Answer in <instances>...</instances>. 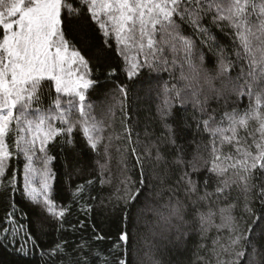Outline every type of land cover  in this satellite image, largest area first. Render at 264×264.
Segmentation results:
<instances>
[{"label": "trees", "instance_id": "trees-1", "mask_svg": "<svg viewBox=\"0 0 264 264\" xmlns=\"http://www.w3.org/2000/svg\"><path fill=\"white\" fill-rule=\"evenodd\" d=\"M261 2L264 0H256L258 5ZM224 3L226 6L227 0ZM75 6L81 8L78 17L66 19L62 12L63 28L67 38L75 41V46L88 60L90 79L99 82L85 92V103L91 105L90 109L86 107L90 113L88 119L94 118L100 125V131L93 133L100 139L95 148L87 142L78 98L70 96L68 99L77 107L69 121L58 120L55 124L56 129L71 126L72 132L53 137L45 145L44 152L52 175L50 196L58 205V211L67 210L61 219L48 214L43 204L34 206L27 197L25 168L28 159L18 154L17 130L11 125L5 142L12 155L5 175L0 178V185H3L0 187V264H85V261L106 264L103 257L109 258L107 264H118V260L124 258L125 248L127 264H229L235 260L236 252L243 249L250 254L254 247L256 259L264 264V172L254 170L245 191V182L239 179L244 173L239 167H228L241 158L236 150L238 145L235 141L221 145L222 136L214 137L205 130L203 123L209 120V129H227L230 123L226 113L235 109L243 114L255 108L256 95L249 96L248 89L243 87L248 79V59L243 55L237 57V51L242 53V48L240 41L233 39L235 30L227 22H222L220 27L212 25L209 15L202 25L209 27L208 35L215 37V41L201 45L200 40L205 37L193 36L197 43L194 60L201 51L205 57L200 79L202 88L196 98L200 103H196L191 91L185 90L176 97L173 89V85L183 88L186 84L179 79L183 52L172 53L166 48L169 63L165 65L154 61L147 46L143 50L135 46L137 64L142 66L129 76L130 63L125 48L117 42L114 32L105 36L87 9L81 4ZM251 19L253 25L258 23L255 15ZM182 27L184 35L192 36L187 25ZM144 43L146 45V41ZM209 46L214 51H209ZM221 47L225 63L229 65L223 74L219 57L215 55ZM183 72L189 75L187 64ZM242 72L245 75L241 77ZM205 75L214 78L213 89L205 84ZM253 91L255 93V89ZM38 94V103L29 109L30 117L56 110L57 99L62 104L67 100L56 92L54 81L48 78L41 81ZM165 100L171 102L172 114L162 119ZM260 111L264 112V106ZM166 125L173 129L179 152L176 146L168 143ZM236 127L239 147L243 149L251 144L249 132L258 127V122L250 120L247 130ZM223 135L231 136L232 133L227 131ZM214 143L222 158L217 163L228 167L222 176L209 171ZM157 146L167 163L156 160ZM178 155L182 156L183 164L173 163ZM228 155L233 159L223 158ZM137 156L140 163H137ZM193 166L199 171L193 172ZM185 172L197 182V193L186 192L188 186L181 180ZM223 180L230 185L224 194L226 199L224 195L219 198L215 195V189ZM137 189L140 190L137 200H130ZM205 191L213 195L206 201H199L198 197ZM192 201L197 203L194 205ZM177 203L181 212L172 215L171 207ZM209 209L215 215L211 224L202 225L197 211L207 213ZM220 209L234 218L233 230L216 227L222 223ZM9 213L17 225L27 226L30 221L39 223L38 229L35 223L30 229L35 243L25 238L27 227L16 234L4 232L5 228L12 227L8 223ZM257 216L261 217L260 227L253 229L249 242L245 239L247 230ZM125 230L131 236L128 245L118 241ZM98 235L104 239L97 240ZM236 237H240V242L232 245ZM61 243L64 252L54 253L52 249ZM82 244L84 246L80 247ZM117 244L120 247H116ZM21 246L24 251L20 250ZM97 252L99 256L95 255ZM248 260L246 256L242 264H248Z\"/></svg>", "mask_w": 264, "mask_h": 264}, {"label": "snow or ice", "instance_id": "snow-or-ice-1", "mask_svg": "<svg viewBox=\"0 0 264 264\" xmlns=\"http://www.w3.org/2000/svg\"><path fill=\"white\" fill-rule=\"evenodd\" d=\"M81 4L86 8L91 16V19L99 25L105 36L109 35V28L115 33L117 42L125 47L129 45L136 46L143 50L145 46L150 50L154 61L160 64H168L169 61L165 56L166 48L172 53L183 52L181 63L180 80L186 81L183 88H176V97H180L185 90L191 91V94L196 103H200L196 99L201 91L200 79L203 70L204 54L201 51L196 56L197 43L193 36H203L200 40L201 45L209 44V41H215V37L208 35L209 27L202 25L205 17L211 16L210 23L220 27L222 22H227V25L234 29L233 39L240 41L242 53L237 51V57L243 55L248 59V72L246 73L247 80L243 87L248 89V95H256V105L254 109L246 111L243 114H238L237 110L225 115L229 119L230 127L227 129L217 127L209 129V120H205L204 127L215 137L221 135V145L224 143H235L238 145L237 152L241 153V158L236 159L234 163L229 165L233 169L239 167L244 175H239V179L245 182V191L249 185L247 181L253 174L254 170L264 172V112L260 109L262 101H264V2L259 5L256 0H227L225 6L224 0H0V176L5 175L8 167V160L12 153L6 144V137L10 134L13 121H15L17 130L16 148L18 154H23L29 161L33 159L36 152V140L39 136V151L46 152L45 145L47 142L58 135H66L72 132V127L66 129H56L47 124V130H41L45 126L46 121L53 119L60 121H69L70 113L75 107L72 100L68 101V106L65 107L59 99L55 101V108L58 110L55 116L42 115L38 117V121L34 122L28 118L29 109L34 103H38V86L41 81L48 78L55 81V89L57 93H65L68 96L78 98L79 113L83 119V134L87 138V142L93 147H96L99 136H93L94 132L100 131V125L94 118L88 119L90 113L86 111L91 108V105L86 106L85 92L95 87L99 82L85 78L88 69V60L82 55L81 51L75 46V41L67 38L64 31L62 12L66 19H72L73 16H79L81 8L75 5ZM256 16L257 24L253 25L252 17ZM101 17H105L102 19ZM187 25L191 29L192 36L183 34V27ZM157 36L160 37L157 40ZM146 41V45L145 42ZM254 41L256 42L254 44ZM209 51L214 49L209 46ZM219 57V65L221 74H223L228 64L225 63V53L223 47L215 52ZM198 61V62H197ZM147 62V59L146 61ZM173 60V63H176ZM187 64L189 75L183 72V66ZM69 66H74L77 69L83 68L84 74L81 75L77 71V79L70 81L66 77L71 76ZM142 65L131 63L129 68V76L136 73L137 69ZM245 74L242 72L241 77ZM241 77H238L241 78ZM204 82L209 89L214 88L213 77L204 76ZM249 81H251L249 83ZM255 89V93L254 90ZM124 92V89L121 88ZM166 91H169L166 89ZM126 95V93H124ZM171 102L165 100L164 107L161 109L162 119L172 114ZM203 110V109H202ZM18 112L19 115H16ZM211 119V118H210ZM250 120L258 122V127L254 131L249 132L251 144L241 149L240 139L237 137V125L247 130ZM23 125L24 127H21ZM169 131L168 143L176 146L173 129L170 125H166ZM27 129L28 132L35 130L36 135L31 139H26L19 135ZM230 131L231 136L223 135L224 132ZM258 133V136H257ZM177 151L179 152V146ZM254 148L255 151L252 149ZM135 153V149L132 150ZM213 159L212 167L209 169L211 173L218 176L224 175L228 171V167H222L220 163L221 155L219 149L213 144L212 148ZM156 160L167 163L164 155L157 146ZM224 159L232 160L233 157L228 155ZM251 161V162H249ZM140 157L137 156V163H140ZM48 161H44L45 174L42 177V183L39 190L31 187L32 180L30 177L35 171L30 166L26 165L25 190L27 197L34 206L43 204L47 213L53 217L63 218L66 214V209L61 208L57 211L56 205L50 196L51 185L48 183L47 177L50 175L47 171ZM173 163L183 164L184 160L181 155H178ZM193 172L199 171L195 166ZM187 184V193H197V182L192 180L189 173L185 172L181 177ZM207 179L204 181L207 188ZM143 183V180L141 181ZM3 187V185H0ZM230 187L227 180L220 182V185L215 189V195L219 198L226 193V189ZM264 192V190H262ZM140 190L137 189L129 199L137 200ZM213 193L205 191L203 196H199V201H206ZM226 199L227 196L224 195ZM264 198V195H262ZM128 203V200L125 201ZM195 205L197 201H192ZM181 212L179 203L171 207V214L178 215ZM226 210L220 209L221 225L216 226L228 227L229 230L234 223V218L228 214ZM201 224H211L212 217L215 215L211 209L207 213L197 211ZM12 213H9L8 223L12 225L11 229L5 228L4 232L11 231L13 234L19 232L21 228H26V239H33L31 228L33 221H30L27 226L23 224L17 225L11 219ZM127 219V215H125ZM261 217L257 216L253 225L247 230L245 239L251 242L253 237V229L260 227ZM35 227H40L39 223H35ZM264 232V228H262ZM97 240H103L104 237L98 235ZM131 236L125 230L118 237V241L123 245L130 243ZM240 242V237L232 240V245ZM33 243L35 240L33 239ZM215 243V242H214ZM84 245H80L83 247ZM116 247H120L119 244ZM21 251H24L21 246ZM52 251L56 254L64 252V245L56 244ZM227 251V249H225ZM257 249L254 247L252 253H247L241 250L235 253V260L229 264H242L246 256L249 257L248 264H262L256 259ZM95 255L99 256L97 252ZM108 257H103V260L108 261ZM85 264H89L85 261ZM118 264H127V249L124 250V258L118 260Z\"/></svg>", "mask_w": 264, "mask_h": 264}, {"label": "rangeland", "instance_id": "rangeland-1", "mask_svg": "<svg viewBox=\"0 0 264 264\" xmlns=\"http://www.w3.org/2000/svg\"><path fill=\"white\" fill-rule=\"evenodd\" d=\"M101 18L104 19L105 17H101ZM109 32H113V31L111 30V28H109ZM114 34H115V33H114ZM121 47L125 48L124 52H125V54L127 55V58H128V60H129V63H130V64H131V63H137V58H138V57H137V55L135 54V53H136V52H135V49H134L135 46L129 45L128 47H125L123 44H121ZM69 69H70V71H71L72 74H71V76L66 77V79H69L70 81H74V80L77 79V75H76L77 71H79V73H80L81 75H83L84 72H85V70H84L82 67L79 68V69H77V68L74 67V66H69ZM85 78L90 79L88 69H87V75H86ZM54 83H55V81H54ZM61 95H62L63 100L67 99L65 102H63L64 106L67 107V106H68V101L71 100V99H68V98H70V96L66 95V94L63 93V92H61ZM64 98H65V99H64ZM73 104H74V103H73ZM75 107H77V104L75 105ZM75 107H73L71 113L74 112ZM78 108H79V106H78ZM57 111H58L57 109H56V110L53 109L51 112H49L48 114H45V115H48V116H55V115L57 114ZM71 113H70V114H71ZM15 114H16V115H19L18 112H15ZM39 116H42V115H36V116H33V117H30V116L28 115V118H29V119H32L34 122H37ZM57 121H58V120H55V119H53V120H51V121H46V122H45V126H44V127L42 128V130H41V135H42V132H43V131H46V130H47V124H48V123H50L51 126H52L53 128H56V124H55V123H56ZM64 122H65V121H64ZM12 124L15 125V121H13ZM15 126H16V125H15ZM21 127H24V126L21 125ZM10 128H11V126H10ZM19 135L24 136L26 139H31L33 135H36V132H35V130H34L33 132H28L27 129H25V131H24V132H21ZM50 140H51V139H50ZM50 140H49V141H50ZM49 141H48V142H49ZM48 142H47V143H48ZM39 147H40V143H39V136H38V138H37V140H36V152H35V155L33 156V159H32L31 161L28 160V163H27L28 166H30L32 169L35 170V171L33 172L32 176L30 177V179L32 180L31 187H34V188H36L37 190H39L40 185H41V183H42V177H43L44 174H45V165H44V161L47 160V159H46V158H47V157H46V154H45V153H41V152L39 151ZM47 171H48V173H50V175L47 177V179H48V183L51 185V182H52V175H51V169H50V167H49V162L47 163ZM0 178H1V176H0ZM25 179H26V173H25ZM50 191H51V189H50ZM57 211H58V210H57Z\"/></svg>", "mask_w": 264, "mask_h": 264}]
</instances>
